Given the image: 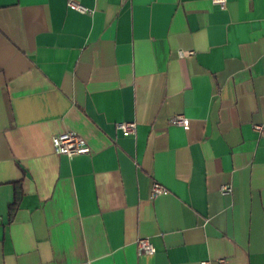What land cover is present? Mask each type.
<instances>
[{
	"label": "crops",
	"instance_id": "1",
	"mask_svg": "<svg viewBox=\"0 0 264 264\" xmlns=\"http://www.w3.org/2000/svg\"><path fill=\"white\" fill-rule=\"evenodd\" d=\"M73 1L0 0V264H264V0Z\"/></svg>",
	"mask_w": 264,
	"mask_h": 264
},
{
	"label": "built area",
	"instance_id": "2",
	"mask_svg": "<svg viewBox=\"0 0 264 264\" xmlns=\"http://www.w3.org/2000/svg\"><path fill=\"white\" fill-rule=\"evenodd\" d=\"M213 4L218 5L221 9H225L226 0H211ZM67 6L71 9H74L78 12L84 13L88 9L73 0H67ZM190 51H178L179 56L184 57L190 55ZM171 123L180 125L184 129L188 128V119L182 115H175L171 118ZM116 128L120 130L124 135H133L135 134L136 124L135 122H118L115 124ZM254 129L260 134H264V124L263 125H254ZM52 146L56 154L65 155L68 158L74 156L88 154L90 152V147L87 142L78 134L73 131H66L56 135H53L51 138ZM168 191L161 184L156 181H153L150 188V196L156 197L160 194H166ZM220 192L224 195L230 194L232 192V187L230 185H223L220 187ZM137 253L140 254H153L155 248L152 243L144 237L138 238L136 240ZM208 261H203L200 264H208ZM79 264H91L89 261ZM218 264H225L224 260H219Z\"/></svg>",
	"mask_w": 264,
	"mask_h": 264
}]
</instances>
